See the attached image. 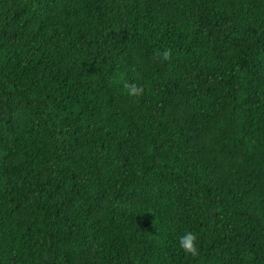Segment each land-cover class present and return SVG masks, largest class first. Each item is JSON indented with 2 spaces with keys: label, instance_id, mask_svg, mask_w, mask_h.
<instances>
[{
  "label": "trees",
  "instance_id": "trees-1",
  "mask_svg": "<svg viewBox=\"0 0 264 264\" xmlns=\"http://www.w3.org/2000/svg\"><path fill=\"white\" fill-rule=\"evenodd\" d=\"M0 264H264V0H0Z\"/></svg>",
  "mask_w": 264,
  "mask_h": 264
},
{
  "label": "clouds",
  "instance_id": "clouds-1",
  "mask_svg": "<svg viewBox=\"0 0 264 264\" xmlns=\"http://www.w3.org/2000/svg\"><path fill=\"white\" fill-rule=\"evenodd\" d=\"M169 50H165L163 52L164 59L169 57ZM125 87L128 89L129 95H139L142 91V88L135 83H127L125 82ZM197 236L192 231H186L183 235L179 237V246L180 248L188 254L192 256L198 255V248H197Z\"/></svg>",
  "mask_w": 264,
  "mask_h": 264
}]
</instances>
